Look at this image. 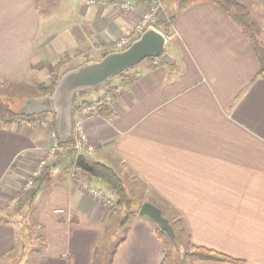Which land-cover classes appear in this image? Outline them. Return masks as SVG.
Returning <instances> with one entry per match:
<instances>
[{
    "label": "crops",
    "instance_id": "crops-1",
    "mask_svg": "<svg viewBox=\"0 0 264 264\" xmlns=\"http://www.w3.org/2000/svg\"><path fill=\"white\" fill-rule=\"evenodd\" d=\"M128 1L129 9L67 0L47 10L36 0H0V82L41 88L98 60L132 32L149 4ZM238 1L250 11L255 4L264 8V0ZM166 50L172 65H152L150 58L131 68L126 75L133 80L121 84L100 117L85 121L94 150L81 151L76 165L57 147L39 167L54 142L52 113L31 116L35 123L25 117L0 123V261L20 258V233L28 226L24 252L34 251L32 264H93L104 253L107 260L115 246L112 264H160L155 223L136 213L120 226L116 208L88 191L115 199L82 168L88 158L111 166L138 204L160 208L182 243L231 259L194 264H264V76L257 74L250 41L215 3L203 0L177 14ZM77 115L74 108L72 120ZM46 169L53 177L36 206L35 196L16 190L23 178L35 186ZM60 169L65 173L55 178Z\"/></svg>",
    "mask_w": 264,
    "mask_h": 264
},
{
    "label": "trees",
    "instance_id": "trees-1",
    "mask_svg": "<svg viewBox=\"0 0 264 264\" xmlns=\"http://www.w3.org/2000/svg\"><path fill=\"white\" fill-rule=\"evenodd\" d=\"M94 1L115 3L117 1H127V0H94ZM139 1L148 2V3L153 2V0H139ZM198 1H203V0H160V3L164 4V6L166 7L163 6L164 8L160 11L158 18L153 25L159 30H161L158 27V24L163 23L164 26L169 29L173 23V20L183 8H185L189 4ZM208 1L215 3L246 34V36L250 41L252 50L258 59L259 69L257 74L260 76H264V39L262 40V38L260 37L257 38V34L259 36L260 27L258 25V21L252 15L248 7L238 0H208ZM161 31L164 32V30ZM164 33L167 35V32ZM111 51H117V50L113 48H109L101 54V57ZM130 69H127L121 72L118 76H116L120 78V84H128L133 80L134 78L133 74L126 75V73ZM61 74L55 75L53 81L48 86L41 87L44 94L50 93L53 90ZM111 85H112L111 80L105 84L106 89L104 90V93L111 91V89L113 88L111 87ZM85 92L75 95L73 109L78 107V105L76 104L77 97L84 94ZM20 102L16 107H11L8 102L0 99V123L4 125H8L23 117H31V116H22L19 113L18 106L20 105ZM52 125L54 128L55 123H54L53 114H52ZM72 145H73V141L71 136L63 140L59 138L57 139V147L64 150L62 156H64V159H67L66 162L68 163L69 161L72 164L76 165L77 163L76 161L79 156V153L72 148ZM84 160L85 162H87V165L90 167V170L87 171V173L92 177L96 178L97 180H99L100 182H102L103 184H105L107 188L114 194L116 211L117 213H121L120 226L125 227L128 224L130 218L134 216L136 213L138 214V209L137 210L132 209L133 206L135 205L136 200L130 196V194L126 190L122 178L117 174V172L111 166L95 159L84 158ZM33 181L34 180L32 179V182ZM36 181L38 180H35V182ZM140 205L141 204L137 205L138 208ZM169 223L173 228V221L169 220ZM25 230H27V228L24 229V227H22V231L20 233V245L22 247L20 251L23 253L26 247L25 241L27 240L26 239L27 237L25 236L24 233ZM155 230L157 236L159 237L163 245V253L160 264H194V262L196 261L227 262L231 260L227 255L223 253L214 251L212 249L203 246L194 245L189 241L182 243L178 239L174 228L173 230H174L175 238L173 239L170 238L165 232L160 230L157 225ZM115 248L116 246L109 253L108 259L105 260L103 264H112ZM11 250L13 251L14 249ZM93 264H102V262L96 256Z\"/></svg>",
    "mask_w": 264,
    "mask_h": 264
},
{
    "label": "water",
    "instance_id": "water-1",
    "mask_svg": "<svg viewBox=\"0 0 264 264\" xmlns=\"http://www.w3.org/2000/svg\"><path fill=\"white\" fill-rule=\"evenodd\" d=\"M166 44L167 35L154 25H148L125 48L108 52L98 60H87L66 70L58 78L50 93L23 99L18 111L22 116L52 113L57 137L62 140L67 139L71 136L72 111L76 94L97 89L121 72L148 58H158L160 62L172 65L174 59L166 50ZM82 168L90 170L89 166ZM138 214L150 218L160 230L170 238H175L169 220L154 204L141 203Z\"/></svg>",
    "mask_w": 264,
    "mask_h": 264
},
{
    "label": "built area",
    "instance_id": "built-area-1",
    "mask_svg": "<svg viewBox=\"0 0 264 264\" xmlns=\"http://www.w3.org/2000/svg\"><path fill=\"white\" fill-rule=\"evenodd\" d=\"M93 1V0H91ZM122 7L129 9L131 8L130 2L127 1H117ZM161 3L160 0H153L152 3H149L138 23L135 25L134 29L128 35L120 37L115 43L114 49H122L129 45V43L135 39L148 25H150L151 21L158 16L160 11ZM152 65L160 64V60L158 58H151ZM110 92L101 93L99 96H96L93 99L85 100L81 102L76 108L78 111V115L76 118L72 120V129H71V137L73 141L72 148L80 153L81 151H86L87 153H91L94 150V145L90 141V138L85 130V121L90 119H95L100 117L101 109L106 106H110L118 93L123 89L121 84H112ZM32 117H25L23 121L35 123ZM31 119V120H30ZM56 133L52 131L51 136L54 139V142L50 149L47 151L43 159L39 161V167H43L47 164V161L53 156L55 149L57 148V139ZM32 184V179L28 178L25 187H29ZM85 186V185H84ZM90 194L94 197L102 200L106 205H108L111 209H115V202L109 199L104 195V193L96 188L90 187L88 188ZM15 202V199L12 200L11 205Z\"/></svg>",
    "mask_w": 264,
    "mask_h": 264
},
{
    "label": "rangeland",
    "instance_id": "rangeland-1",
    "mask_svg": "<svg viewBox=\"0 0 264 264\" xmlns=\"http://www.w3.org/2000/svg\"><path fill=\"white\" fill-rule=\"evenodd\" d=\"M37 3L39 4V6L41 7V9H43V7H47L48 9H54V10H59V8L61 6H64L67 0H36ZM243 1H248V0H243ZM251 1V0H250ZM252 2V1H251ZM164 4H161L160 7V11L166 7L164 6ZM51 9V10H52ZM159 11V13H160ZM252 15L256 18V20L258 21V25L260 27V32H259V36L257 34V38H262V40L264 39V8H262L261 6H259L258 4H255L252 8L251 11ZM159 16V14H158ZM157 17H155V19H153L150 23V25H153L156 20ZM158 27L161 30H164V32H168L170 30V28L168 29L167 27L164 26L163 23H159ZM163 32V31H162ZM114 49V48H113ZM115 50H119V49H115ZM150 59V58H148ZM146 60V59H145ZM143 60V61H145ZM143 61H141L140 63H138L137 65H135L134 67H137L138 65H141V63H143ZM66 67V66H65ZM133 68V67H132ZM53 77V76H52ZM48 79V78H47ZM117 79V77H114L111 81H115ZM25 86V85H24ZM106 86L103 85L97 89L94 90H90V91H86L84 94L78 96L76 102H80L82 100H87L89 99L91 96H93L95 93H100L104 90ZM44 94L42 89L39 88L37 85L33 86L31 88V86H27L26 87H22V86H18V85H13V84H6V83H2L0 82V99H2L3 101H6L9 103V105L11 107H16L19 102L21 100H23L25 97H31V96H38ZM22 102V101H21ZM20 102V104H21ZM44 120L49 121L48 118H45ZM48 127V126H47ZM79 172H83L81 169H77ZM50 169H46L42 176H40V181L39 183H37L35 186H33V184H31L29 187H25V183L27 181V178H23L21 180H19V184L21 188H18L16 190V192H18V194H23L24 192L27 194V196L30 197L31 196H35V205L37 206V203L39 202V199L43 196L44 194V187L45 184L51 181L52 177L50 174ZM65 173V170L60 169V172H57V174H55V178L59 177L60 173ZM45 174V175H44ZM44 175V176H43ZM43 184V185H42ZM34 187V188H33ZM126 187V186H125ZM33 189V190H32ZM127 190V188H126ZM13 192V191H12ZM15 192V191H14ZM129 193V192H128ZM15 194V193H14ZM19 198V197H18ZM21 198V197H20ZM138 203L135 202V205L133 206L132 209L137 210L138 209ZM15 206H17L15 204ZM26 206V205H25ZM119 216L118 218H121V213H118ZM118 222V220L116 221ZM116 222L113 223L111 225V231L113 232V230H115L116 228ZM156 225V224H155ZM28 228V226H27ZM123 233V230H118L117 235H121ZM184 237H182L183 239ZM21 252V256L20 258L17 257L15 254H12L10 257L5 258L4 260L0 261V264H32V260H31V256L34 255V251L31 249L29 250L27 253H23ZM105 260V253L102 255L101 254V262L102 264L104 263Z\"/></svg>",
    "mask_w": 264,
    "mask_h": 264
}]
</instances>
